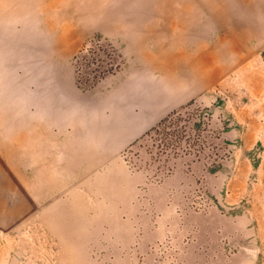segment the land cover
I'll use <instances>...</instances> for the list:
<instances>
[{
    "label": "rangeland",
    "instance_id": "obj_1",
    "mask_svg": "<svg viewBox=\"0 0 264 264\" xmlns=\"http://www.w3.org/2000/svg\"><path fill=\"white\" fill-rule=\"evenodd\" d=\"M231 3L232 13L218 12L207 34L205 53L216 62L213 81L185 102L195 103L190 112L194 119L202 116L206 128L199 158L173 150L156 156L149 141L122 151L131 168L176 190L170 196L175 212L164 208V198L152 203L154 220L159 213L172 226L147 235L130 260L77 256L81 252L68 247L55 217L34 220L27 193L32 179L18 161L27 156L23 137L32 130L18 129V115L4 113L1 103L16 89L18 54L35 51L13 40L0 44V264H264V16L252 15L256 0ZM150 4L42 0V22L56 20L46 35L50 56L70 95L106 102L138 69L122 33L162 30Z\"/></svg>",
    "mask_w": 264,
    "mask_h": 264
},
{
    "label": "crops",
    "instance_id": "obj_2",
    "mask_svg": "<svg viewBox=\"0 0 264 264\" xmlns=\"http://www.w3.org/2000/svg\"><path fill=\"white\" fill-rule=\"evenodd\" d=\"M149 1L162 30H123L138 69L106 102H91L88 95L74 98L59 80L46 37L56 20L42 22V0H0V44L13 40L35 51L18 54L16 89L1 103L4 113L18 115V129L32 130L23 137L27 156L18 161L32 179L33 218L55 217L80 257L130 260L147 235L172 226L159 213L154 220L152 203L164 198V208L175 212L176 190L131 168L122 151L213 81L207 34L218 12L232 13V0ZM258 1L252 15L264 16Z\"/></svg>",
    "mask_w": 264,
    "mask_h": 264
},
{
    "label": "trees",
    "instance_id": "obj_3",
    "mask_svg": "<svg viewBox=\"0 0 264 264\" xmlns=\"http://www.w3.org/2000/svg\"><path fill=\"white\" fill-rule=\"evenodd\" d=\"M194 104L193 101H189L171 110L134 140L127 149L140 146L143 141H149L150 148H156V156L168 155L173 150L174 155L181 151L186 156L197 157L205 143L203 134L206 128L202 116H196L194 119L193 111L190 112L195 110Z\"/></svg>",
    "mask_w": 264,
    "mask_h": 264
}]
</instances>
